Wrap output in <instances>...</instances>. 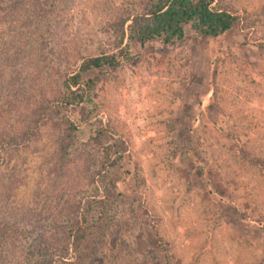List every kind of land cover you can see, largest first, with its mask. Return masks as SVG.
I'll use <instances>...</instances> for the list:
<instances>
[{
	"label": "rangeland",
	"instance_id": "1",
	"mask_svg": "<svg viewBox=\"0 0 264 264\" xmlns=\"http://www.w3.org/2000/svg\"><path fill=\"white\" fill-rule=\"evenodd\" d=\"M25 1L0 0V73L18 78L4 93L19 113L0 109L18 144L0 156V217L26 228L0 264H23L66 223L87 250L51 248L49 264H264V0H213L243 19L217 38L189 26L170 45L125 38L128 62L72 88L89 101H58L37 123L30 107L81 59L116 53L110 28L148 0ZM106 147L118 162L102 170Z\"/></svg>",
	"mask_w": 264,
	"mask_h": 264
},
{
	"label": "trees",
	"instance_id": "2",
	"mask_svg": "<svg viewBox=\"0 0 264 264\" xmlns=\"http://www.w3.org/2000/svg\"><path fill=\"white\" fill-rule=\"evenodd\" d=\"M3 1L4 0H1V4ZM6 1L14 3L15 0ZM25 2V0H19L17 3L21 5V10ZM33 9L34 11L32 14H35L36 17H45L49 12L48 9L43 8L38 3L33 6ZM242 20L243 19L237 13H231L214 5L213 0H148L142 12L131 16H125L115 22L110 28L114 33V42H116L115 48L117 52L114 54L103 53L98 56L81 59L74 73L64 77L61 91L52 93L49 100L35 102L34 105L30 107V115L34 116L37 114V117L35 119L33 118L31 121L34 123L41 121V119L46 116L47 112L50 111L48 110L50 106H55L56 108V103L58 101H64L65 104L69 105H79L83 102H87L88 99L83 96V93L76 94L72 88H79V86H82L84 89L90 90L97 80L84 82L81 79L82 74L104 67L116 69L120 67L122 63L128 62L130 60L128 45L126 44L124 47H121L125 38L127 42L137 41L140 45L151 42L170 45L184 38L186 26H189L191 30L200 37L217 38L242 24ZM27 28L29 29L30 27L27 26ZM2 40L3 39L0 38V44ZM5 42L7 41H4V43ZM8 45L9 43L7 46L5 44L1 49L0 57H2L4 51H7ZM5 60L9 62L10 58ZM2 62L5 63L4 60ZM1 73L0 109L6 107L16 113V108H13L8 101H5L7 99L5 93L12 90L11 88L15 86L13 84L16 83L18 78L16 76L14 77L11 71H9L7 79L3 77ZM5 89L6 92L4 93ZM11 128L12 129L8 130L9 132L2 131L0 133V156L1 153L6 152L10 147H16L18 145L15 141L12 143V139H9L16 133V131H14V126H11ZM66 130L70 133L75 131L71 124L67 125ZM23 133L26 134V128L23 129ZM102 135H104V133H98L97 138H100ZM16 138L15 136L14 140H16ZM62 146L60 159L64 158L68 145L63 144ZM110 149L111 147L105 148L107 152H104L102 158V170L117 165L118 159L110 160ZM58 163L61 162L58 160ZM80 226L79 223H66L65 225H55L45 230L44 238H42V241L38 244L37 254H29L25 257L23 264H49L52 255L49 253L51 248H59L58 250L61 249L62 251L65 250V253L60 252L62 254L61 257H65L66 254L68 255L67 245L69 242H71L70 248L73 252L74 259L77 260L78 255L82 252H86V243L88 241L85 228ZM25 233L26 228L21 226L15 219L4 220L0 217V256L8 251L10 247L19 243L23 239ZM47 234L50 236L46 237ZM63 244L66 245L63 247Z\"/></svg>",
	"mask_w": 264,
	"mask_h": 264
}]
</instances>
